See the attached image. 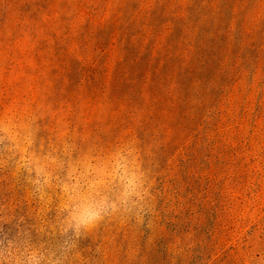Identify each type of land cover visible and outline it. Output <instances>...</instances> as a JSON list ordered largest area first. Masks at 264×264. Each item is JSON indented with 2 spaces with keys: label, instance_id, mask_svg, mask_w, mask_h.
<instances>
[{
  "label": "rangeland",
  "instance_id": "374dc122",
  "mask_svg": "<svg viewBox=\"0 0 264 264\" xmlns=\"http://www.w3.org/2000/svg\"><path fill=\"white\" fill-rule=\"evenodd\" d=\"M124 33L210 64L161 104ZM0 264H264V0H0Z\"/></svg>",
  "mask_w": 264,
  "mask_h": 264
},
{
  "label": "trees",
  "instance_id": "16d2710c",
  "mask_svg": "<svg viewBox=\"0 0 264 264\" xmlns=\"http://www.w3.org/2000/svg\"><path fill=\"white\" fill-rule=\"evenodd\" d=\"M230 9L231 5L228 3L221 6L220 12L218 13L219 19L226 20V14ZM177 25V27L181 29L177 28L174 30V34H172L170 41L171 44L168 45L169 49L172 48V44H177L179 39L183 38L182 30L184 25L180 21L177 22ZM205 27L206 25L202 28V31H205ZM98 34V37H96V44L99 47L103 44V35L109 33L105 30H100ZM204 44L203 35H199L197 44L192 45V48H198L197 54L190 53L184 60H181V58L177 56L171 59L166 55L159 61L153 62L151 54L143 56L141 54L142 46L134 43L131 36L124 33L119 44V49L122 52V61L119 63L116 70V72L120 74L121 87L135 92L140 88L143 89L145 86L153 97L159 98L161 104L168 101L170 104L175 105V107L179 106V104L188 97L194 74L197 73L199 69H206L210 64L204 61L206 60L204 54L205 48L203 47ZM180 46L179 44V47ZM180 49L181 48H178L179 51ZM195 55L197 57L199 55L200 58L195 59ZM198 64L201 66L197 69L196 66ZM171 84L175 85L176 88H174V90L169 88Z\"/></svg>",
  "mask_w": 264,
  "mask_h": 264
}]
</instances>
